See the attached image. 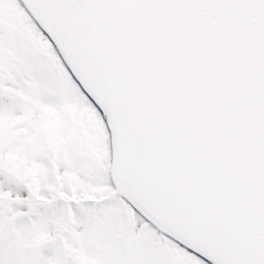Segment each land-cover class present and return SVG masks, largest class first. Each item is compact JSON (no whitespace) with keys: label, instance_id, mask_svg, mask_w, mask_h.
Instances as JSON below:
<instances>
[{"label":"snow or ice","instance_id":"1","mask_svg":"<svg viewBox=\"0 0 264 264\" xmlns=\"http://www.w3.org/2000/svg\"><path fill=\"white\" fill-rule=\"evenodd\" d=\"M0 264H264V0H0Z\"/></svg>","mask_w":264,"mask_h":264}]
</instances>
